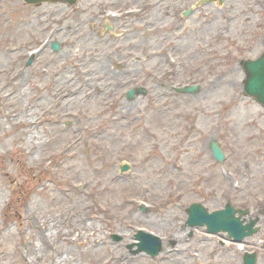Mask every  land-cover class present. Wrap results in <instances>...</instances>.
<instances>
[{
	"label": "rangeland",
	"instance_id": "rangeland-1",
	"mask_svg": "<svg viewBox=\"0 0 264 264\" xmlns=\"http://www.w3.org/2000/svg\"><path fill=\"white\" fill-rule=\"evenodd\" d=\"M198 1L0 0V264H264V107L240 66L264 0ZM228 200L256 234L187 226L191 203ZM137 229L155 257L128 247Z\"/></svg>",
	"mask_w": 264,
	"mask_h": 264
},
{
	"label": "water",
	"instance_id": "water-1",
	"mask_svg": "<svg viewBox=\"0 0 264 264\" xmlns=\"http://www.w3.org/2000/svg\"><path fill=\"white\" fill-rule=\"evenodd\" d=\"M26 3H40L45 1L57 2L65 1L68 4H73L76 0H24ZM203 1H212V0H203ZM222 3V0H220ZM109 29V27H108ZM54 51L59 49L57 42L51 44ZM32 58L28 61V65L31 63ZM242 68L245 71V79L243 90L246 95L252 96L255 101L264 105V52L256 60H245L242 62ZM137 89H131L127 92L128 97H133ZM178 92H195L197 87H184L176 89ZM143 92V90H140ZM213 155L219 161L223 159V153L220 147L216 142L211 143ZM129 167L126 165L122 170H128ZM188 218L187 225L190 228L196 226L206 225L207 231L212 233H218L219 231H225L228 233L229 237H233L235 240H241L246 235H251L254 233L257 228H253V225L257 221L250 220L247 224H243L241 220V215L247 213L245 210H236L230 203H227L224 209L213 211L209 213L205 207L199 203L192 204L188 209ZM239 213V216L235 214ZM115 240H119V236L113 234ZM135 242L130 244L128 247L131 249L133 246H136L137 249L133 250V254H138L139 252H145L151 256H156L161 250V240L158 236H155L151 233L144 232L143 230H137L135 236ZM256 262V253H245L243 256V264H255Z\"/></svg>",
	"mask_w": 264,
	"mask_h": 264
},
{
	"label": "bare ground",
	"instance_id": "bare-ground-1",
	"mask_svg": "<svg viewBox=\"0 0 264 264\" xmlns=\"http://www.w3.org/2000/svg\"><path fill=\"white\" fill-rule=\"evenodd\" d=\"M47 229H48V228H47V227H45L43 231H47ZM45 236H46V232H45V233H43V238H44V239H46V237H45Z\"/></svg>",
	"mask_w": 264,
	"mask_h": 264
}]
</instances>
